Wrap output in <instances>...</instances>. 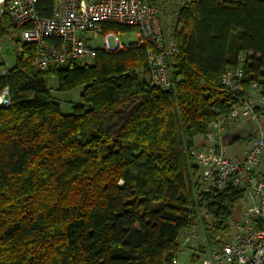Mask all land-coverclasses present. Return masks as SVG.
Masks as SVG:
<instances>
[{"label":"trees","instance_id":"trees-1","mask_svg":"<svg viewBox=\"0 0 264 264\" xmlns=\"http://www.w3.org/2000/svg\"><path fill=\"white\" fill-rule=\"evenodd\" d=\"M52 8L37 1L43 15ZM176 9L170 91L150 80L148 45L40 70L35 47L11 38L23 51L0 74V93L10 94L0 104V264H171L198 208L215 231L231 230L244 189L198 190L189 149L230 111L220 79L240 55L247 82L264 87V0ZM116 28L126 29L104 26ZM49 75L60 91L83 87L72 113L62 112Z\"/></svg>","mask_w":264,"mask_h":264},{"label":"built area","instance_id":"built-area-1","mask_svg":"<svg viewBox=\"0 0 264 264\" xmlns=\"http://www.w3.org/2000/svg\"><path fill=\"white\" fill-rule=\"evenodd\" d=\"M37 1L0 0V37L18 36L33 45L37 69L88 63L99 49L120 51L135 44L148 45L152 84L163 91L175 89L173 59L180 51L162 12L172 0H53L49 16L37 9ZM186 1L178 0V6ZM107 24L126 29L105 30ZM16 51L22 53V46H16ZM245 60L240 55L239 64L227 67L221 75L220 84L231 96L230 111L209 124L202 144L189 149L201 169L205 190L221 192L231 183L244 189L246 203L242 220L214 248L209 249L207 239L195 229L181 231L182 247L191 245L202 251L207 245L201 264H264V87L260 80L247 82ZM0 104L10 105L8 88L0 93ZM251 135L248 148L230 151L227 136ZM171 264H180L178 253Z\"/></svg>","mask_w":264,"mask_h":264},{"label":"rangeland","instance_id":"rangeland-1","mask_svg":"<svg viewBox=\"0 0 264 264\" xmlns=\"http://www.w3.org/2000/svg\"><path fill=\"white\" fill-rule=\"evenodd\" d=\"M132 36L134 37V34H132ZM0 43V61L1 63L7 61V65L6 63L0 64V73H2L3 71L7 70L8 65H10L11 67L15 66L17 51L15 41L5 34L0 37ZM49 86L51 89V93H53L54 97L59 102L61 110L64 113H72L74 106L82 102L80 95L83 91V87H77L70 91H60L57 88V78L53 75H49ZM246 140H248V142H242V149H246L249 147L252 140V135ZM203 142L204 138L202 134L195 137L196 145L202 144ZM200 174L201 169L192 161L191 181L198 190L207 191L200 182ZM245 206L246 203L244 199H242L234 209V217L231 225V230L226 233L215 231L211 225V218L207 216L205 210H202L200 208H198V210L196 211L195 222L190 227L198 231L201 236L204 237V239H207L209 249L214 248L215 246H217L220 237H228L233 232L234 226L242 220ZM208 247L206 245L204 249L202 248V251H199L197 248H194L191 245H187L185 247L181 246V251L178 253L180 264H201V258L203 254L202 252L205 253L206 250H209L207 249Z\"/></svg>","mask_w":264,"mask_h":264},{"label":"crops","instance_id":"crops-1","mask_svg":"<svg viewBox=\"0 0 264 264\" xmlns=\"http://www.w3.org/2000/svg\"><path fill=\"white\" fill-rule=\"evenodd\" d=\"M177 1L178 0H175L173 2V0H172V1L166 2V4L164 5V8H163V11H162L165 27L168 31H174L178 26V24H177V9H176L178 7ZM4 63H6V65H7V61H4L2 63L0 61V64H4ZM1 66H3V65H1ZM8 67H11V66L8 65ZM246 139L247 138H243V137H239V138L236 137V138L232 139L231 136H227L226 142L229 144V148H230V151L232 153H240L244 150V149H242V147H243L242 142H244V143L248 142V140H246Z\"/></svg>","mask_w":264,"mask_h":264},{"label":"water","instance_id":"water-1","mask_svg":"<svg viewBox=\"0 0 264 264\" xmlns=\"http://www.w3.org/2000/svg\"><path fill=\"white\" fill-rule=\"evenodd\" d=\"M179 80H181V78H180V77L178 78V81H179Z\"/></svg>","mask_w":264,"mask_h":264}]
</instances>
